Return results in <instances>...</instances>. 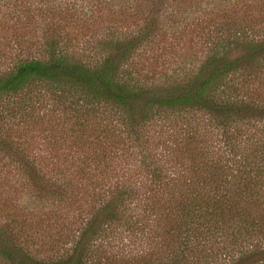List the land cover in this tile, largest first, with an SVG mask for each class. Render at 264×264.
Listing matches in <instances>:
<instances>
[{
  "label": "trees",
  "instance_id": "16d2710c",
  "mask_svg": "<svg viewBox=\"0 0 264 264\" xmlns=\"http://www.w3.org/2000/svg\"><path fill=\"white\" fill-rule=\"evenodd\" d=\"M174 1L0 0V264H264V1L226 0L194 61L163 59ZM132 151L139 180L105 187Z\"/></svg>",
  "mask_w": 264,
  "mask_h": 264
},
{
  "label": "rangeland",
  "instance_id": "374dc122",
  "mask_svg": "<svg viewBox=\"0 0 264 264\" xmlns=\"http://www.w3.org/2000/svg\"><path fill=\"white\" fill-rule=\"evenodd\" d=\"M233 1L234 0H232V2ZM263 1L264 0H238L241 8H244L246 4H248V6L251 5V3H255V6L257 4L260 5V3H263ZM182 2L183 0H175L173 2L175 6L179 5L178 7L184 8V19L182 20V22L178 21L175 25L181 29L174 30L173 33L175 34L173 35H168L166 41L161 43L160 47H165L164 55L166 56H164L163 59H169L170 54H172L173 57H178V60L180 59L179 57H181L183 58L181 59L183 61L184 58H188L187 61H194L198 58L200 59V57L203 55L204 41H206V39H208L212 35L219 33V27H221L222 25L226 26L231 24L230 19L233 15V12L231 10V1L228 2L226 0H219V2H216L215 0H188L181 4ZM115 8L118 9L117 7ZM122 12L123 11H121V13ZM240 13H242V9ZM122 16L124 18L126 17V14L122 13ZM122 16L120 15V17ZM180 18L183 17L179 12L178 17L176 16V19L178 20ZM131 20L132 19L130 18V20L127 22L131 23ZM176 31L179 32L176 33ZM74 34L77 37V30H74ZM160 52V50H157L154 57L149 58L148 60H143V58H140V63L143 66V68H141L142 72L146 73V70L149 69L156 71L159 70V67L157 66L162 63L159 57ZM155 58L158 59L157 63H154ZM152 64H155L154 68H152ZM37 141L41 142V140L39 139H37ZM160 146V140L158 141L157 139H154L150 144L149 149L152 152L158 151ZM133 155L134 153L132 151V155L129 158H123L122 156L114 158L113 165L116 175L114 176L112 173L111 175H109L110 177L108 179L106 178L104 180L105 187L127 176H137V180H139L137 172H133V169H135L134 166L138 163V157L134 155V158ZM12 198V196H8L7 199L10 200ZM15 202L18 205H27L25 199L18 196L16 197ZM33 204V206L30 205L29 207L31 209V211L29 212L30 214L27 213V215H29V218L26 220L27 229L28 227H33L31 230L33 241L35 238L36 241L40 243V239L45 238L44 242L46 244L43 246V248H40L41 250H49L51 242L54 241V237H56V232L58 231V229H60V225H55V218L52 215H48V210L50 207L45 205L40 207L36 205L37 203ZM138 207L144 208V203H139ZM62 211L67 220H71L74 212H82V209L76 210L74 208L64 207ZM21 217L22 215H19L18 219H20ZM47 226H51L52 229L49 230L48 228H46ZM121 236V241L116 242V244L119 246V248L122 249H120V251H123V253L135 254L140 250L145 251L146 247H148L149 245L147 240H145L144 242L140 238V235H137L135 239L134 237H128L126 234H122ZM139 239H141V241ZM34 247L33 249H36V246Z\"/></svg>",
  "mask_w": 264,
  "mask_h": 264
}]
</instances>
